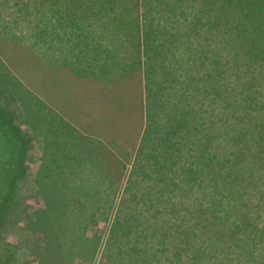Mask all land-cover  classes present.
Masks as SVG:
<instances>
[{"label": "rangeland", "instance_id": "obj_1", "mask_svg": "<svg viewBox=\"0 0 264 264\" xmlns=\"http://www.w3.org/2000/svg\"><path fill=\"white\" fill-rule=\"evenodd\" d=\"M41 4L0 0V264H134L137 246L156 227L155 194L168 186L158 183L157 163L143 151L145 54L137 51L135 59L131 47L123 51L128 68L102 99L78 86L68 94L46 65L55 51ZM223 18L239 58L233 62L239 86V71L246 69L249 80L264 74V0H224ZM42 75L46 95L64 105L63 119L50 113L44 121ZM257 89L262 102L264 82ZM185 95L184 104L198 114V96ZM73 103V112L65 110ZM254 134V167L264 176V133ZM162 152L164 161L170 152ZM261 218L264 229V213ZM159 244L176 247L171 240Z\"/></svg>", "mask_w": 264, "mask_h": 264}, {"label": "trees", "instance_id": "obj_2", "mask_svg": "<svg viewBox=\"0 0 264 264\" xmlns=\"http://www.w3.org/2000/svg\"><path fill=\"white\" fill-rule=\"evenodd\" d=\"M105 1L114 15L130 19L138 54L143 48L145 63L151 61L152 67L145 64L150 91L143 151L157 163L158 183L168 185L155 194L156 227L137 246L134 264H260L264 176L256 172L252 146L255 130L264 133L257 107L264 106L257 89L264 74L249 80L242 68V83L235 82L239 58L224 0ZM190 91L198 96L196 115L184 104ZM164 150L170 154L161 161ZM167 240L174 251L159 244Z\"/></svg>", "mask_w": 264, "mask_h": 264}, {"label": "crops", "instance_id": "obj_3", "mask_svg": "<svg viewBox=\"0 0 264 264\" xmlns=\"http://www.w3.org/2000/svg\"><path fill=\"white\" fill-rule=\"evenodd\" d=\"M41 16L44 29L46 23V33L52 37L50 50L55 51L50 60L46 59V65L51 66L47 69H52L51 75L64 85L65 92L78 86L88 95L102 99L107 95L106 87L112 86L128 68L122 58L127 52L123 51L131 47L136 59L139 35L134 26L129 29L128 17L113 14L107 1L42 0ZM51 28L53 31L49 30ZM46 86L45 75H42V107L47 110L44 121L48 123L50 113L54 120L63 119L59 113L63 103L49 98ZM74 107L73 103L65 110L73 112Z\"/></svg>", "mask_w": 264, "mask_h": 264}]
</instances>
